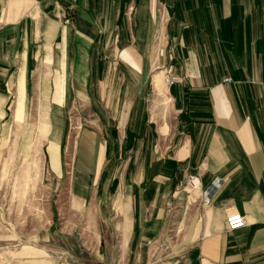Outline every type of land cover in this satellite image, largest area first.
<instances>
[{
  "label": "crops",
  "instance_id": "crops-1",
  "mask_svg": "<svg viewBox=\"0 0 264 264\" xmlns=\"http://www.w3.org/2000/svg\"><path fill=\"white\" fill-rule=\"evenodd\" d=\"M37 57L47 63L39 78ZM164 68L172 77L165 99L151 81ZM38 96L52 129L49 163L60 180L69 154L81 210L69 207L73 223L42 230L34 247L51 253L54 237L74 238L78 255L24 246L17 256L156 264L150 244L170 231L180 233L172 264H264V0H0V106L18 104L17 120ZM78 106L93 120L71 143L66 121ZM133 152L140 170L125 186L136 159L122 156ZM149 153L152 165L142 158ZM191 175L199 186L188 187ZM104 203L120 208L119 224ZM230 213L246 226L229 232ZM88 215L95 226L86 229Z\"/></svg>",
  "mask_w": 264,
  "mask_h": 264
},
{
  "label": "rangeland",
  "instance_id": "rangeland-1",
  "mask_svg": "<svg viewBox=\"0 0 264 264\" xmlns=\"http://www.w3.org/2000/svg\"><path fill=\"white\" fill-rule=\"evenodd\" d=\"M164 25H167L165 28L169 29V24ZM164 41L166 44L164 56L169 61V39H164ZM46 64L42 61V57L36 58V78L45 74ZM166 77H171L168 69H157L152 73L151 81H155L153 84H156L157 79L166 80ZM173 80L176 79L173 78ZM167 90L164 92L165 97L163 99L166 98ZM39 97H35L32 102L22 104L21 118L17 120L12 119V117L18 104H7L5 108L3 105L0 106V264H37L34 259L17 256V253L24 246L42 252L41 256L45 257L52 255L57 258L59 252L63 253L65 250L78 255V245L74 238L68 239L65 244L61 242L58 236L54 237V242L50 248L51 253L34 247L36 237L42 233V230L51 227L56 231L64 232L68 227L67 225L73 223L74 217L69 216V207L77 211L81 210V205H76L72 197L73 185L69 179L72 165L69 154L64 160V172L66 174L60 180L54 174L55 170L52 164L49 163L47 150L50 147L49 137L52 129L49 125L50 120L48 123L41 119L43 112H41L42 103ZM46 109L48 112L47 104ZM157 115L160 118V114ZM47 116L49 119L48 113ZM92 120L87 114L82 116L79 106L78 114L75 110L68 114L66 122L69 142H73L77 131L90 126ZM152 126H157V122L154 121ZM166 129H168V122ZM149 138L152 141L151 137ZM169 139L170 137H167L163 143L162 151L168 145ZM129 156L135 157L136 163L127 168L125 186L130 185L129 182L138 176V170H140L137 153H123L122 162ZM142 158L146 159L144 160L146 165L150 163L152 165L155 157L153 153H149L148 155L143 154ZM121 170L114 169L115 172H118L117 174H120ZM152 171V168L146 169L147 174H151ZM108 188H106V192H109ZM185 196L187 197L186 193ZM85 206L86 203L83 207ZM101 207L107 209L106 218L110 223H120L122 218L120 208L111 211V207L107 206L106 203ZM92 223L95 226L94 217L91 215L83 216L84 228L89 229V225ZM89 233L83 232L85 243L92 241V235ZM179 237L180 233L169 231L163 241L159 243L153 241L154 243L150 244V255L154 256L152 261H157L156 264H172V257L176 255L178 249L175 245ZM25 249L21 250L20 255H24Z\"/></svg>",
  "mask_w": 264,
  "mask_h": 264
},
{
  "label": "built area",
  "instance_id": "built-area-1",
  "mask_svg": "<svg viewBox=\"0 0 264 264\" xmlns=\"http://www.w3.org/2000/svg\"><path fill=\"white\" fill-rule=\"evenodd\" d=\"M224 82L229 83L230 80L226 79ZM195 185L199 186V180L197 176H193V175L189 176L188 177V187L195 186ZM217 188H218V184H216L215 186H212L209 193L213 194L214 192H217L216 191ZM208 204H209V196L204 199V202H202L203 206H207ZM245 226H246L245 218L238 213H230L226 217V227H227V230L231 233L241 230Z\"/></svg>",
  "mask_w": 264,
  "mask_h": 264
},
{
  "label": "bare ground",
  "instance_id": "bare-ground-1",
  "mask_svg": "<svg viewBox=\"0 0 264 264\" xmlns=\"http://www.w3.org/2000/svg\"><path fill=\"white\" fill-rule=\"evenodd\" d=\"M171 83V78L170 77H166V80H162V79H157L156 81V89L158 92V96H162L164 95V92L169 89L168 87L170 86ZM193 187V186H191Z\"/></svg>",
  "mask_w": 264,
  "mask_h": 264
}]
</instances>
